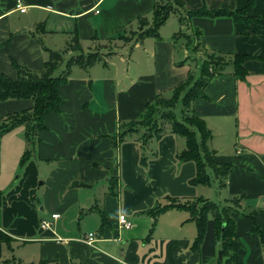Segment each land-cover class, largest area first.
Wrapping results in <instances>:
<instances>
[{
    "label": "crops",
    "instance_id": "obj_1",
    "mask_svg": "<svg viewBox=\"0 0 264 264\" xmlns=\"http://www.w3.org/2000/svg\"><path fill=\"white\" fill-rule=\"evenodd\" d=\"M18 1L22 4L21 0ZM23 2V6L29 9L25 12L17 8V0H0V70L11 78L17 76L15 64L36 71L43 69L47 60L45 48H48L43 41L49 37L53 42L52 38L59 35L62 39L69 35L70 40L78 36L82 47L84 40L93 46L88 50L92 52L118 40L119 34L127 33L123 26L135 17L151 14L152 19L154 5L159 1ZM183 2L185 10L198 9L203 5L209 9L234 10L244 8L248 0ZM17 11L24 15L30 12V15L26 18L16 17ZM263 12L264 0H256L252 14ZM189 25L204 30L206 37L203 36V45L206 50L264 58V26L252 25V43L245 41L242 25L235 24L229 18L194 17ZM95 33L108 43L98 44L93 40ZM149 38L155 39L151 45L155 43L156 51L152 55L153 61L146 55L144 68L149 65L153 69L135 77L118 72L125 80L116 77L93 79L89 74L96 63L87 69L74 66L86 70L88 76L68 78L61 87V112L47 116V128L38 133L36 154L39 161H30L31 157L26 161L30 162L22 172L20 184H13L12 177L7 178L9 175L1 169L0 264H37L41 259L52 264H225L224 256L219 259L221 247L216 239L213 220L207 223L202 244L195 248L193 245L198 236V227L188 210L171 207L155 215L156 211L173 201L188 203L197 196L210 198L201 193L203 184L192 186L189 182L196 174L195 163H184L178 158L186 148L185 138L168 133L160 139H150L145 149L156 157L149 161L147 170L140 165L142 149L141 142L137 141L140 134L113 147L111 135L118 131L121 120L135 118L159 94L168 97L166 94H172L174 87L189 72L193 73L186 54L183 59L176 58L178 52L173 40H164L161 36L160 39L146 37L132 45L136 49L142 44L145 47ZM144 51L150 53L146 48ZM244 66L247 77L264 75L262 60L250 59ZM246 81L237 79L231 67L226 74L210 81L205 88L206 97L195 99L194 112L205 120L211 131L219 124L222 128H229V131L234 130V119L239 118L241 99L244 106L247 93L246 86L240 82ZM32 105L31 99L0 101V119ZM164 127L169 130L167 125ZM8 133L1 139V167L6 165L9 157L3 140ZM17 134L25 135L24 127L21 126ZM99 134L105 137H97ZM214 138L209 141V146ZM232 143L231 138V147H226L227 151L233 150L232 153L225 152V146H210L216 153L217 162L233 163L224 189L230 190L232 198L235 195L251 197L242 200L241 209L245 213L258 211L255 217L264 229V161L260 157L264 151L259 156L248 153L247 146L240 147L235 142L232 147ZM25 150L26 147L17 150L19 156L23 157ZM53 161L57 162V167L50 173H41L37 169L39 162L44 165ZM40 177L45 179L41 187L44 184L45 188L49 187L45 194L43 215L37 211L39 203L32 201ZM76 179H79L78 185L72 188L70 184ZM102 181L108 185L101 194H97L95 187ZM81 189H87V193L84 194ZM53 214H59V217L54 219ZM121 214L133 223L132 228L121 227ZM42 221H49L50 227L43 228ZM252 227L251 218L237 219L240 244L237 264H264V249L258 236L251 231ZM89 233L96 234L94 245L83 241ZM25 245L29 246V253L25 255L27 258L21 253Z\"/></svg>",
    "mask_w": 264,
    "mask_h": 264
},
{
    "label": "trees",
    "instance_id": "obj_2",
    "mask_svg": "<svg viewBox=\"0 0 264 264\" xmlns=\"http://www.w3.org/2000/svg\"><path fill=\"white\" fill-rule=\"evenodd\" d=\"M255 2L256 0H248L244 8L234 10L209 9L205 5L198 9L185 10L183 0H161L154 5L151 20L139 16L138 30L131 31L130 35L126 32L119 34V39L134 44L146 37L160 39L159 28L174 13L178 15L181 25L189 24L194 17L229 18L235 24L242 25V35L245 41L253 43L254 30L251 28L252 25L264 26V12L257 15L252 14ZM195 29H197L195 30L197 39L203 40V32L199 28ZM99 39V35L95 33L93 40L99 42ZM102 48L98 47L95 51L85 52L79 37L75 36L64 49V53L71 52L72 55L61 73L58 72V69L63 62L64 53L49 48H45L47 60L42 70L36 71L15 64L17 69L15 78L5 75L0 70V101L14 99H31L33 101L32 107L7 114L0 119V147L3 135L19 126L24 127L25 136L32 146L39 142L38 133L47 128L45 123L47 116L61 112V87L67 83L72 68L76 65L86 69L92 67L98 60H101ZM194 49L198 52L201 51L204 55L200 75L196 77L194 73L189 72L187 77L174 87L170 97L159 94L153 101L148 102L144 110L139 112L135 118L121 120L118 131L111 135V138L113 147H116L126 139L128 134H140L137 140L141 142L142 149L140 165L147 170L149 160L144 153L146 143L153 137L160 139L168 133L181 136L186 140V148L178 155L179 160L184 163L193 162L196 165V174L189 181L192 186L199 184L210 186L213 178H216L220 180V185L223 187L233 163L230 161L217 162L216 153L209 146L212 132L205 120L194 112L193 103L197 98L206 97L205 88L214 77L226 74L232 67L233 75L237 79L243 80L247 76L245 62L250 59L264 61V58L250 54L206 50L203 41L199 42ZM180 102L181 108L177 115L175 109ZM166 125L169 130L164 129ZM30 157L31 150H27L21 159V165H25ZM243 199L244 195H235L233 198L225 199L222 204L197 196L188 203L173 201L172 204L156 211L155 215L171 207L188 210L191 213V219L195 220L198 227V236L193 245L195 248H199L202 244L207 223L210 219L213 220L216 227V239L223 251L225 264H237L239 262L240 244L236 229L237 219L240 217L251 218L253 221L251 231L258 236L264 249V229L255 217L258 211L245 213L241 209ZM37 264H52V262L41 259Z\"/></svg>",
    "mask_w": 264,
    "mask_h": 264
},
{
    "label": "rangeland",
    "instance_id": "obj_3",
    "mask_svg": "<svg viewBox=\"0 0 264 264\" xmlns=\"http://www.w3.org/2000/svg\"><path fill=\"white\" fill-rule=\"evenodd\" d=\"M21 1H22V5H25L23 0ZM26 10H29L27 6H25V11ZM29 15L30 12L24 15L23 13L17 11V13L14 16L16 17L21 16L22 18H26ZM139 16L135 17L134 20L124 24L123 29L127 31L126 34L130 35V32L132 30L138 29ZM145 17L151 19V14ZM195 28L197 27H192V25L189 24L180 25L178 20V15L173 13L170 15L168 20L159 28V35L164 40H173V43L177 46L178 54L176 58L183 59V55L186 54L188 58L187 60L189 64H191V67L193 69V73L195 74L196 77H198L200 75V69L204 61V55L201 51L198 52L194 48L199 42L204 41V39L201 41L197 39V37L195 36V30L197 29ZM199 29L203 32L202 33L203 36H205L206 33L204 32V30L202 28ZM39 36L40 38L42 37L41 34ZM64 39H62V37L59 35L53 37L52 38L53 42H51V37H49V39L46 40L47 42L43 41V45L55 51L58 50L64 53V49L67 46V43H70L71 41L69 35H67ZM146 41L148 43L146 44L145 47L142 44L137 49L132 45L133 43L131 44L125 43L119 39L110 42L108 45H103V48L101 50V60H98L97 63L94 65L95 67H92L90 69L89 75L93 79H106V78L112 79L113 77H116L117 79L125 80V77L123 75H127V76L129 75L131 77L133 76L135 77L143 71H149L150 69H153V66H149V65L145 66L144 68V58L147 55L150 57V60L153 61L154 58L152 57V55L156 51L155 50L156 48L154 47L155 43H152L151 45V42H155V39L149 38ZM107 43L108 41L100 38L98 44H107ZM82 45L85 52H88V50H90L93 47L89 44L88 41L85 40L82 41ZM144 48H146L147 51H150V53L146 54ZM110 51L112 53H109ZM71 55H72L71 52L64 53L63 62L59 65V69H58L59 73H61L62 70L66 68V64L70 59ZM102 62H107V63L104 64ZM118 72H120V74L123 75H119ZM86 76H88L86 70L81 69L80 67H74L72 68V72L69 79L71 77L81 79ZM246 79H247L246 82L244 83L240 82V84H244L242 86H246L247 93L245 95L246 100L244 102V106L242 105L243 100L241 99V104L239 106V114H238L239 118L234 119V130L229 131V128L228 129L222 128L221 124H219L220 126L218 128L214 127L215 130L211 132H212V137L215 136V138L212 142H210L211 148L212 146L215 147L213 144L215 145L218 144L221 146H225V150H224L225 152L232 153L233 150L227 151L228 148H226L228 146L231 147L230 143L232 138L233 139L232 147L235 145V142H237L240 147L247 146V148L249 149L248 153L259 154L262 150L264 151V75L263 76L253 75L251 77L246 76L245 79L240 81H245ZM166 95L170 97L171 93H168ZM180 108H181V102L175 109L177 115L179 114ZM217 130H220V132H218ZM19 131H21V126L13 129L12 133L17 134V132ZM12 133H8L7 136H4L3 138V140L5 139L4 146L6 148V153L9 155V157L8 159H6V165L4 164L3 167L0 166L1 167L0 171L1 169L6 171V173L9 175L7 176V178L12 177L11 179L13 184L16 182L20 184L23 180V179L21 180L23 176L22 172L25 169L26 165L30 161L33 162L36 160L37 162L39 161V158L36 154L37 152L36 146L38 145V142H36L32 146L24 134L12 135ZM136 135L137 134H132V135L128 134L126 136V139H134ZM96 136L99 138L105 137L104 134H99ZM25 147L26 150L32 149L31 150L33 151L31 156L32 159H30V161L25 165H21L20 161L22 159V156H19L17 150L21 148L25 149ZM144 153L149 161H151L154 158V155L149 153L147 149H145ZM260 157H262L264 161V154H261ZM41 163L42 162H39L37 164V169L41 173H50L53 169L57 167V162L55 161L51 163L45 162L44 165H41ZM78 180L79 179L73 180L70 186L72 188L76 187L78 185L76 184L78 183ZM44 181L45 179L43 177H40L38 179L32 200L34 203L37 204L39 203V206L37 207V211L41 215L44 214V211L42 209L45 202L46 190L49 188V187L45 188L44 186L45 184L41 187V183H43ZM220 183H221L220 180L213 178L211 187H204L203 185H201L200 187L201 193L205 194L207 197H210L209 199L223 204L224 200L232 198L233 194L229 195L230 190L224 189L225 187L224 186L222 187ZM10 185H8L7 187H9ZM48 185L50 186V184ZM107 185L108 184L106 182L103 181L100 182L98 185H96L95 192L97 194L98 193L101 194L102 190H104L107 187ZM81 190H82L81 192H83L84 194L87 193V189H81ZM249 198H246V196H244V200H248ZM252 199H256V198H252ZM78 218H80V214L78 215ZM28 247L29 246L25 245L21 249V253L26 258L27 256L25 255L29 253L27 251Z\"/></svg>",
    "mask_w": 264,
    "mask_h": 264
},
{
    "label": "built area",
    "instance_id": "obj_4",
    "mask_svg": "<svg viewBox=\"0 0 264 264\" xmlns=\"http://www.w3.org/2000/svg\"><path fill=\"white\" fill-rule=\"evenodd\" d=\"M16 6L21 12H25V6H23L20 1L17 0V5ZM52 217L54 219H56V218L59 217V214H53ZM41 224H42L43 228L50 227V225H51V223L49 221H42ZM119 224L121 225V227L123 229H130V228L133 227V223L124 214L120 215ZM95 237H96V234L89 233L88 236L83 239V241L87 242L90 245H94V243L96 241Z\"/></svg>",
    "mask_w": 264,
    "mask_h": 264
},
{
    "label": "water",
    "instance_id": "obj_5",
    "mask_svg": "<svg viewBox=\"0 0 264 264\" xmlns=\"http://www.w3.org/2000/svg\"><path fill=\"white\" fill-rule=\"evenodd\" d=\"M43 183H41V185H42ZM223 227H224V225H223ZM223 258V251L222 250H220L219 251V259H222Z\"/></svg>",
    "mask_w": 264,
    "mask_h": 264
}]
</instances>
